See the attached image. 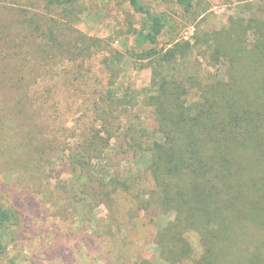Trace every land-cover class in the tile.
<instances>
[{
	"label": "trees",
	"instance_id": "1",
	"mask_svg": "<svg viewBox=\"0 0 264 264\" xmlns=\"http://www.w3.org/2000/svg\"><path fill=\"white\" fill-rule=\"evenodd\" d=\"M125 1L142 18L133 53L154 71L152 94L147 93L140 105L149 109L155 126L152 132L142 128L136 135L128 125L120 150L148 154L144 172L153 188L144 191L145 206L153 204L161 212L174 213L154 236L159 257L167 264H264V18L233 20L227 30L201 33L193 43L172 40L157 49L166 33L164 15L154 12L149 1ZM157 1L184 11L194 6V0ZM44 2L43 11L59 10L58 20H43L26 8L16 10L15 19L0 16V163H16L12 168L0 166V171L27 179L32 187L36 178L43 177L46 184L55 178L56 184L63 186L61 192L56 184L47 188L50 191L43 196L48 204L55 198L74 200L77 194L82 204V194L87 196L90 191L82 178H90V163L110 162L106 150L115 137L105 129L82 144L86 138L82 139L80 131L68 137L66 148L58 152L50 139L55 125L47 104L38 98L35 78L27 79L24 74V68L31 66L27 56L32 54L33 60L40 61L57 52L61 60L77 66L82 54L91 56L93 48H103L110 54L101 59L111 72L110 85L118 75L113 64L121 57L102 41L81 34L76 38L77 53L69 58V45L60 38L65 23L60 21L70 23L73 0ZM201 15L197 13V17ZM23 29L28 30L33 45L40 42L38 47L34 45L35 55L27 50L21 53L23 45L13 38V30ZM195 47L205 50L211 66L224 65L221 76L213 74L205 82L201 80L199 72L186 63ZM64 75L62 72L61 77ZM106 93L102 102L127 103L110 90ZM128 93L124 96L137 100L135 93ZM128 102L133 108L138 104ZM63 130L68 131L66 127ZM54 163L66 167L65 173L71 177L68 183H61L52 175L55 172L50 174ZM96 180L102 196L109 185L111 192L118 186L127 187L120 183L112 187L116 181L106 175ZM36 193L42 197L41 191ZM13 215V210L0 202V256L6 250L3 230ZM188 233L197 236L200 252L196 257Z\"/></svg>",
	"mask_w": 264,
	"mask_h": 264
},
{
	"label": "rangeland",
	"instance_id": "2",
	"mask_svg": "<svg viewBox=\"0 0 264 264\" xmlns=\"http://www.w3.org/2000/svg\"><path fill=\"white\" fill-rule=\"evenodd\" d=\"M146 1L166 20V33L159 39L157 49L172 40L193 43L201 33L227 30L233 20L264 18V0H194L193 8L188 11L171 3ZM73 3L74 15L69 17L70 23L60 21L65 23L60 38L69 45V58L77 53L76 38L81 34L102 41L121 57L120 62L115 60L113 64L118 70L113 85L109 84L111 72L101 63L102 57L110 54L100 47L93 48L91 56L82 54L77 66L76 62L72 65L68 60H61L57 52L40 61L33 60L29 54L27 64L31 66L24 68V74L27 79L35 78L38 98L47 104L55 125L50 139L58 152L66 148L68 137L80 131L82 139L86 138V141L82 140L83 144L97 131L107 129L115 137L106 150L110 162L90 163L87 168L90 178H82V184L86 182L90 191L88 197L82 194V204L79 194L68 202L55 198L48 204V198L43 194H48L47 188L56 184L55 178L49 179L48 184L43 177L36 178V186L32 187L27 179H15L12 174L0 171V202L14 214L3 230L6 250L0 256V264L12 261L17 264H167L159 257L153 239L157 230L174 218V213L161 212L153 204L145 206L147 196L144 191L153 188L150 176L144 172L148 154L140 151L122 153L120 150L128 125L136 135L141 134L142 128L152 132L155 126L149 109L146 111L140 105L147 93L152 94L154 71L146 60L134 58L133 53L135 33L140 29L142 18L125 0H73ZM44 7V0H0V16L15 19L18 17L16 10L26 8L42 16L43 20H58L59 10L47 12L42 10ZM197 13L202 15L197 17ZM12 35L18 45H23L21 53L27 50L36 54L34 45L38 47L40 42L36 40L33 45L28 30H13ZM186 63L199 72L204 82L213 74L221 76L224 71L223 64L211 66L205 50L199 47L192 50ZM62 72H65V78L61 77ZM109 90L127 103L102 102L101 96L107 99L104 92ZM127 90L135 93L137 100L124 96ZM128 101L132 104L138 101V104L133 108ZM65 127L68 131L64 132ZM15 164L0 163V166L12 168ZM52 168L50 174L55 172L52 175L61 183L70 181L62 163H54ZM102 175L116 181L112 187L116 183L127 187L118 186L111 192L109 185L108 192L102 196L96 180ZM62 186L56 184L55 188L61 192ZM39 191L42 197L36 193ZM76 205L79 206L75 208ZM187 238L196 257L200 252L197 236L188 233Z\"/></svg>",
	"mask_w": 264,
	"mask_h": 264
}]
</instances>
